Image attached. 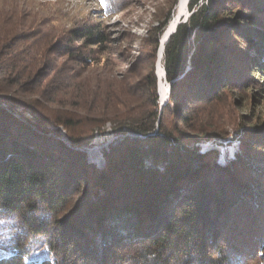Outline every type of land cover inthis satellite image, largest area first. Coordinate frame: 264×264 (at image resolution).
I'll return each instance as SVG.
<instances>
[{
    "label": "trees",
    "instance_id": "1",
    "mask_svg": "<svg viewBox=\"0 0 264 264\" xmlns=\"http://www.w3.org/2000/svg\"><path fill=\"white\" fill-rule=\"evenodd\" d=\"M189 10L164 51L170 101L182 122L189 121L185 103L264 81V0H192ZM108 41L101 25L89 23L38 55L23 36L0 34V215L25 229L0 264H247L254 255L264 263L260 161L252 168L244 153L220 162L217 150L196 146L201 139L189 144L163 129L152 135L154 126L145 125L120 132L137 137L105 152L103 168L78 149L93 141V117L86 124L74 109L93 96L80 69ZM48 53L68 61L59 65ZM157 86L154 76L149 94ZM43 88L58 112L40 102ZM65 98L73 108H61ZM47 126L62 127L69 146ZM81 129L90 138L77 135ZM244 131L245 150L264 157V127ZM34 236L48 238L54 260L27 262Z\"/></svg>",
    "mask_w": 264,
    "mask_h": 264
},
{
    "label": "rangeland",
    "instance_id": "2",
    "mask_svg": "<svg viewBox=\"0 0 264 264\" xmlns=\"http://www.w3.org/2000/svg\"><path fill=\"white\" fill-rule=\"evenodd\" d=\"M180 1L105 0V7L100 0H0L1 36H23L33 53L38 55L58 41L66 40L70 30L77 26L89 23L101 25L109 35L107 43L94 47L93 63L80 69L82 78L88 79L93 87L92 101L81 103L79 100L74 107L75 103L65 98L61 106L78 107L76 110L80 121L85 118L83 122L86 124L92 122L87 120L88 114L93 117V141L89 146L78 149L98 168L105 165V152L124 138L137 137L120 133L127 131L128 124L154 126L152 135L163 129L180 136L189 144L197 138L201 139L196 146L202 150H217V160L220 162L245 153L251 157L252 168L256 161L264 165V157L256 148L245 150L240 143L241 138L246 141L248 137L245 127L255 130L264 127V81L255 82L251 85L253 87L243 88L239 92L236 88H229L217 100L185 103L184 110L189 113L187 122L181 121L183 111L170 101L171 84L164 70V47L167 42L165 45L163 42L171 21L180 17L174 29L176 31L191 16L189 4L192 0H186L182 15ZM207 2L199 0L200 6ZM236 43L241 44L239 41ZM241 49L248 50L246 43H242ZM47 59L57 60L59 65L68 61V58L50 53ZM154 76L158 82L157 90L152 89L149 94ZM42 92L40 102H48L58 112L59 108L54 105V94L45 92L44 88ZM23 99L30 100L27 97ZM19 118L25 117L22 115ZM246 124H250L249 127ZM51 128L59 130L63 137L60 140L69 146L65 142L68 140L66 131L56 126L44 129ZM86 133V129H81L77 135L86 139ZM258 185L264 188V181ZM24 233V226L16 217L0 215V255L10 250L16 238ZM261 251L257 252L259 256L262 255ZM26 253L29 263L54 260L46 236L31 237ZM247 264L264 263L254 255Z\"/></svg>",
    "mask_w": 264,
    "mask_h": 264
},
{
    "label": "bare ground",
    "instance_id": "3",
    "mask_svg": "<svg viewBox=\"0 0 264 264\" xmlns=\"http://www.w3.org/2000/svg\"><path fill=\"white\" fill-rule=\"evenodd\" d=\"M185 3H186V0H181V1H180L179 6H180V8H181V12H182L180 15H182V14L184 13V9H183V7L185 6ZM179 18H180V17H179ZM179 18H178V19H179ZM178 19H177V20H173V21H171V24H170L171 26H170V28H169V31H168V34H167L166 38L168 37L169 33L172 32V31L175 29ZM161 68H162V67H160V69H159L160 72H161ZM164 95H165V94H164ZM164 97H165V96H164Z\"/></svg>",
    "mask_w": 264,
    "mask_h": 264
},
{
    "label": "water",
    "instance_id": "4",
    "mask_svg": "<svg viewBox=\"0 0 264 264\" xmlns=\"http://www.w3.org/2000/svg\"><path fill=\"white\" fill-rule=\"evenodd\" d=\"M175 33V30L174 31H172V32H170L169 33V35H168V37L166 38V39H164V42H163V45H165L166 44V42H168V40H169V38H170V36L172 35V34H174ZM165 48V47H164ZM165 70V69H164ZM6 108H8L6 105H4ZM25 119V118H24ZM60 132V131H59ZM49 136H54V137H58L59 139H62L63 137H62V134L60 133V136H57L55 133H53V132H49V133H47ZM65 142H67V143H69V141L67 140H65Z\"/></svg>",
    "mask_w": 264,
    "mask_h": 264
},
{
    "label": "snow or ice",
    "instance_id": "5",
    "mask_svg": "<svg viewBox=\"0 0 264 264\" xmlns=\"http://www.w3.org/2000/svg\"><path fill=\"white\" fill-rule=\"evenodd\" d=\"M100 3H101L102 6L106 7L105 0H100Z\"/></svg>",
    "mask_w": 264,
    "mask_h": 264
}]
</instances>
